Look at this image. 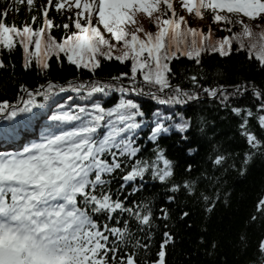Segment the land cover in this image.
I'll list each match as a JSON object with an SVG mask.
<instances>
[{"label":"snow or ice","instance_id":"snow-or-ice-1","mask_svg":"<svg viewBox=\"0 0 264 264\" xmlns=\"http://www.w3.org/2000/svg\"><path fill=\"white\" fill-rule=\"evenodd\" d=\"M16 2H26L29 11L35 7V0ZM53 3L58 12L66 9L71 14L62 25L48 17ZM179 5L200 19L208 11L213 22L222 28L225 24H238L240 31L229 27L231 35L205 45L206 39L212 40L211 28L206 34L202 28L191 26L184 15L177 13L174 0H47L39 8L41 26L35 28L32 25L37 15H32L31 24L16 25L5 23L7 11L0 13V46L11 50L18 44L24 53L25 69L34 62L38 71L44 73L50 67L49 57L55 56L59 61L61 54L77 69L92 73L102 59L130 60V73H120L110 82L73 78L61 85L47 80L31 89L21 84L17 100L0 101L3 118L25 114L10 130H4L5 141L16 140L33 122L40 124L39 134L32 133L35 138L25 136L15 146L10 145L12 150H0V264H136L135 249L148 248L139 239L133 244L130 220L137 228L150 229L152 209L144 201L129 202V197L121 198V194L130 183L131 190L138 191L142 183L138 186L135 181L143 182L148 173L153 180L168 181L173 175V162L158 139L172 128L185 133L191 124L180 113L162 115L158 107L149 116L142 110L138 96L129 98L130 95L147 96L160 104H185L198 100L203 92L225 104L244 87L236 86L228 93L224 85H199L195 75L188 77L193 89L173 86L169 83L173 75L169 62L179 54L199 63L202 51H219L223 55L233 41L264 65V25L251 23L264 20V0H179ZM141 14L150 18L155 31L145 30L139 23ZM245 17L250 22L246 23ZM61 27L65 35L58 40L51 29ZM3 65L0 60V67ZM138 75L143 81L139 87ZM125 79L127 84L123 83ZM68 91L74 96L66 95ZM252 91L260 101L256 119L264 127V92L255 87ZM58 92L65 93L63 102L45 108L44 101ZM114 93L118 97L105 106ZM231 110L237 115L243 113L240 128L248 143L253 148L264 146L247 128L252 110ZM145 126L147 140L155 145L148 158L139 157L142 146L137 139ZM248 158L246 154L245 162ZM224 159L216 155L213 162L221 164ZM191 168L188 165V170ZM117 178L120 182L113 188ZM183 186L194 193L196 181L184 180ZM180 187L172 183L170 190ZM173 198L168 196V200ZM202 199L209 209L213 207L209 196ZM258 209H264V199L259 201ZM123 214L129 219H123ZM161 216L167 218L166 209H161ZM148 235L151 236L150 231ZM164 236L159 259L152 264H164V245L171 240L169 233ZM129 245L133 251L118 256ZM259 249L264 252V239L259 242Z\"/></svg>","mask_w":264,"mask_h":264},{"label":"trees","instance_id":"trees-1","mask_svg":"<svg viewBox=\"0 0 264 264\" xmlns=\"http://www.w3.org/2000/svg\"><path fill=\"white\" fill-rule=\"evenodd\" d=\"M46 3L47 0H35V7L29 11L26 2L17 4L16 0H0V13L7 11L5 23L14 22L16 25L25 22L31 24L32 15H37V21L32 26L40 27L42 20L39 8ZM174 5L177 13L184 15L190 25L196 22L194 12L189 14L182 9L179 0H174ZM70 15L66 9L58 12L54 3L49 6L48 17L58 25L67 22ZM203 19L200 28L206 34L209 27L214 36H225L230 33L227 30L229 27L232 31L240 30L238 24H225L222 28L220 23L213 22L208 11ZM138 21L145 30L155 31V26L147 15H138ZM245 22L250 21L245 17ZM251 23L264 25V20ZM100 27L103 31L102 26ZM51 34L59 40L65 35V31L62 27L52 28ZM190 38L188 37L189 40ZM33 47L34 45H30V48ZM0 60L4 62L3 67H0V101L17 100L21 84L31 89L45 84L47 80L61 85L73 78L110 82L111 78L120 73H130V60L121 62L102 59L100 66L92 73L87 69H77L63 54L59 61L55 56L49 57L50 67L44 73L38 71L34 62L30 68L25 69L24 53L18 44L11 50L0 46ZM169 64L173 73L169 77V83L173 86L179 84L185 89H193L194 85L188 77L195 75L199 85H224L228 93H232L236 86H243L245 90L230 96L223 105L220 98L209 97L203 92L198 100L187 101L185 104H160L147 96L130 95L129 98L138 96L142 110L149 116L158 107L162 115L171 117L180 113L191 124L185 133L172 128L158 139L159 146L166 150V156L173 162V175L169 180H153L148 173L143 182L139 179L135 181L138 186L142 183L138 191L133 192L130 183L121 194V198L128 196L129 202L148 203L153 213L150 229L147 226L137 228L136 223L130 220L133 244L139 239L141 244L149 245L147 249H135L136 264H152L159 259L157 254L165 240V232L170 234L171 240L164 245V264H264V252L259 249V242L264 239V209H258L259 201L264 199V146L253 148L248 143L240 128L243 113L237 115L231 110L233 107L251 109L253 115L248 118L247 128L258 140L264 142V127L256 119V105L260 101L252 91L255 87L264 92V65L254 56L250 58L248 51L240 49L237 42H233L231 50L223 55L219 51H202L199 63L195 58L178 54ZM137 80L139 87L143 83L142 77L138 75ZM123 83L127 84V80H123ZM145 91H148L147 87ZM167 91L166 89L165 93ZM66 95L74 96L71 91ZM118 95L111 94V99L107 100L105 106L112 104ZM64 97L65 93L58 92L55 97L44 101V107L54 108L56 103L63 102ZM37 99L43 100V97ZM23 115L25 114L6 119L0 114V150H12L10 145L15 146L25 136L31 139L35 138L32 133L39 134L40 124L33 122L16 140L3 139L4 130H10L14 122ZM176 120H179V116ZM168 123H172L171 119ZM147 135L148 129L145 126V131L137 138L142 146L139 157H150L155 147L147 140ZM246 154L249 155L247 162ZM216 155L225 157L221 164L213 162ZM188 165L192 166L191 170H188ZM184 180L196 181L194 193L190 194L183 186ZM119 182L118 178L114 179L111 186L116 188ZM172 183L180 184L181 187L177 191H171ZM205 195L210 197L209 202L214 201L211 209L202 199ZM168 196L174 198L168 200ZM162 208L167 210L166 219L161 216ZM184 212L188 215L182 216ZM123 219H129L127 214H123ZM131 251L133 248L129 245L118 256Z\"/></svg>","mask_w":264,"mask_h":264},{"label":"rangeland","instance_id":"rangeland-1","mask_svg":"<svg viewBox=\"0 0 264 264\" xmlns=\"http://www.w3.org/2000/svg\"><path fill=\"white\" fill-rule=\"evenodd\" d=\"M195 19H196V22L193 23L191 26L196 27V28H200V26L202 25L204 19H200V18H197V17ZM237 31H240V30H237ZM255 31H259V29H255ZM226 35H231V33H228ZM211 37H212V40L211 41H209L207 39L205 40V45H208V44H210L212 42H215L218 38L223 37V36H214V35H211ZM233 42H236V41H233ZM230 50L227 47L225 48V52H228Z\"/></svg>","mask_w":264,"mask_h":264}]
</instances>
